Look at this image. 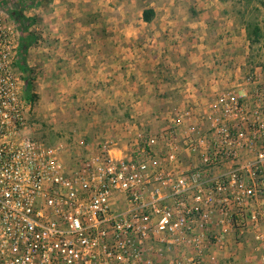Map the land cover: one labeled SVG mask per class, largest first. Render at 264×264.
<instances>
[{"label":"built area","instance_id":"2783aa9c","mask_svg":"<svg viewBox=\"0 0 264 264\" xmlns=\"http://www.w3.org/2000/svg\"><path fill=\"white\" fill-rule=\"evenodd\" d=\"M18 46L0 11V264H160L173 250L203 264L224 235L247 231L264 251L260 73H247L240 94L221 92L198 115L170 113L158 133L130 136L128 145L106 138L65 165L61 145L30 134Z\"/></svg>","mask_w":264,"mask_h":264},{"label":"crops","instance_id":"0c3cea01","mask_svg":"<svg viewBox=\"0 0 264 264\" xmlns=\"http://www.w3.org/2000/svg\"><path fill=\"white\" fill-rule=\"evenodd\" d=\"M152 5L144 7L140 11L138 15L140 18L139 24L143 22L142 11L144 9H152L154 16H157V8L155 9ZM201 9L199 18L195 19L191 25L173 21V26L177 25L180 28L189 26L195 29L196 33L204 34L206 30L204 27L205 13L208 12L209 15H214L217 12L210 8L209 11H205L203 7ZM152 23L143 22L142 24L151 26ZM48 26L53 29L51 32L55 34L54 38L56 41H52L53 45L50 47L37 45L36 49L37 54L41 55L38 56V63L41 64L43 78H59V88L70 87L69 90H71L73 95H77L79 88H82L81 83L84 78L90 77L94 79L93 77H95L96 80L102 79L107 82L105 85H101L100 90L96 91L93 97L91 94L95 90L88 92L92 97L90 98L91 100H97L96 105H94L95 111L100 110L101 113L98 116L90 112L92 119L91 122L89 119L86 121V125L83 128L84 132L78 133L80 132L78 131L72 135V140L74 141L72 146H74L70 148V152L66 153L67 156L65 157V162L68 164L72 163L74 158L88 157L96 150V144L98 145L106 138H113V133L111 134L112 124H115V122L117 123L114 125L116 128L121 125L123 129L128 130L127 139L130 136L136 137V135L143 133H158L163 129L164 122L166 123V119L169 117L168 112L171 108L175 106L183 109L191 108L195 115H198L206 110V104L218 93L233 90L235 93L240 94L242 78L250 72L246 71V65L249 60L247 55L249 42L241 31L240 34L237 32L234 37L232 36L230 40H221L220 49L214 50L216 53H212L213 55H209L211 54L210 52H202L206 46L205 41L190 42L189 47L180 44V42L179 44H167L166 47L154 43V49L149 51L142 60L150 62V64H153L154 60H156L157 64L162 63L164 65L168 61V68L171 71L170 75L167 74L165 77L158 75L154 71L156 67L149 66L142 69L138 65L141 62L139 61L140 55H127L126 47L134 45L136 38H132V41L127 39L126 33L122 30L125 25L118 32V42L109 37L98 40L101 41L100 46H110L117 43V52L113 54L111 60H106L105 57L99 59L97 55L92 54L89 50L85 52L83 50L79 51L78 47L80 45H77L78 35L68 34L69 36L65 38V34H61L63 29L60 27L59 22H54ZM73 26L77 27L75 28L76 33L78 24L73 23ZM229 27L233 26L229 25ZM139 32L138 29H135V32L131 33V35H137ZM223 41L226 42L223 43ZM90 42V40L86 41L87 44ZM161 48H165L168 54L172 52L171 56L177 57L175 59L172 57L170 62L168 57L160 58L159 51ZM155 49L157 51H154ZM28 51L30 52V50ZM174 52L176 53L173 54ZM106 56L110 57L109 52ZM226 58L232 61L230 65L233 67H228L223 63V61H228ZM99 61H101V64H98ZM255 72L259 71L255 68ZM83 82H85V85L88 84L87 81ZM87 86H90V84ZM86 105H89L88 102L84 103L83 107L86 108ZM108 110L113 113L108 112ZM114 111H119L120 114L116 116ZM152 117H154V122H156L155 125L151 124ZM189 121L193 122L194 119ZM146 122L148 124H145ZM152 125L156 126V128L153 129ZM145 126L149 127L148 131L144 129ZM120 130L121 128L117 132L121 133ZM79 151L83 152L82 156ZM259 230L264 233V224L259 227ZM223 240L225 243L222 247L211 246L205 250L206 254L203 264H209L207 257L211 255L216 257L219 261L218 263L221 264L222 256L223 258H228L227 256H229V258L234 260L236 259V257H233L234 255H237V258L240 257V259L243 258L242 255H245V261L250 262L254 257L256 258L260 251L261 253L264 252L254 241L251 231H247L242 236H237L230 232L224 235ZM180 252L173 250L160 261V264H171L170 261L173 258L182 259L186 262L185 264H202L187 262L192 257V253L189 250H181Z\"/></svg>","mask_w":264,"mask_h":264},{"label":"rangeland","instance_id":"374dc122","mask_svg":"<svg viewBox=\"0 0 264 264\" xmlns=\"http://www.w3.org/2000/svg\"><path fill=\"white\" fill-rule=\"evenodd\" d=\"M25 1L37 3V6H33L31 9L25 8L24 10L26 17L34 19V24L29 30L33 33L35 39L34 44L28 49L30 52L27 51L26 56V64L28 67L30 65L29 69L32 72V86L29 94L33 96V100L30 108V119L35 124L33 129H30V134L33 138L47 145H61L64 149L62 159L65 165L73 163L68 164L65 162V157L70 152V148L74 146H72V143H74L72 135L78 131H80L78 133L84 132L83 128L86 125V121L89 119L91 122L92 119L90 112L93 115H100V110L95 111L94 105H96L97 100L93 101L90 98L96 94V91L100 90L101 85H105L107 82L102 79L96 80L95 77H93L94 79L90 77L84 78L83 81H87V85L90 84V86L85 85V82L82 81V88H79V91L80 89L81 91H77V95H73L71 90H69L70 87L59 88V78H43L41 64L38 63V56L41 55L37 54L36 49L37 45L50 47L53 45L52 41H56L54 38L55 34L51 32L53 29L48 26L54 22L60 23V27L63 29L61 34H65V38L69 36L68 34L78 35L77 45H80L78 47L79 51L83 50L85 52L89 50L92 54L97 55L99 59L105 57L106 60H111L113 54H116L117 43L110 46H100L101 41L98 40L109 37L118 42V32L125 25L126 28L124 27L122 30L126 33L127 39L132 41V38H136L134 45L126 47L127 55H140L139 61H141V64L139 63L138 65L142 69L149 66L156 67L154 71L158 75L165 77L167 74L170 75L171 71L168 68V61L164 65L162 63L157 64L156 60H154L153 64L142 60L149 51L154 49V43L166 47L167 44H179L180 42V44L189 47L190 42L205 41L207 47L205 46L202 52H210L211 54L209 55H213L212 53H216L214 50L220 49L221 40H230L237 32L240 34L241 31L242 35L247 39L245 25L255 24L260 28L261 36L257 43L248 46L247 55L249 60L246 65V71L253 72L256 68L264 83V0H0V11L5 24L16 28L9 17V10L12 9L15 3ZM151 4H153L152 7L157 8V16H154L151 21L153 23L151 26H144L143 22L139 24L140 18L138 15L140 11ZM202 7L205 8V11H209L210 8L217 12L214 15H209L208 12L205 13L204 27L206 30L204 34L196 33V30L189 26H184L183 28L177 25L173 26V21L191 25L195 19L199 18V12L202 11ZM73 23L78 24L76 33L75 28L77 27L73 26ZM229 25L233 27H229ZM135 29L140 32L137 35H131V33L135 32ZM16 31L20 38L17 28ZM233 32L235 33L233 34ZM88 40L91 41L89 44L86 43ZM225 42L223 41V43ZM154 51L157 50L155 49ZM108 52L110 57L106 56ZM159 54L160 58L168 57V60L170 59L169 62L172 57L173 59L177 57L171 56L172 52L168 54L165 48H161ZM226 59L228 61H223V63L228 67H233L230 65L232 61L230 60V62L228 58ZM98 64H101V61ZM235 64L239 65L238 63ZM20 74L23 77L19 71ZM91 91H94L91 94L92 97L88 94ZM24 93L25 89L21 94V98ZM87 102L89 105H86V108L83 107L84 103ZM181 110L183 108L175 106L168 113ZM119 111H114L116 116L120 114ZM108 112L111 111L108 110ZM155 123L154 117H152L151 124L155 125ZM116 124V122L112 124L111 134L113 133V138L121 137L122 144L128 145L129 139L133 138V136L127 139V131L121 125L116 128L114 126ZM145 124L148 123L146 122ZM164 124L166 125L165 122ZM154 125H152L153 129L156 128ZM119 128H121V133L117 132ZM144 129L148 131L149 127L145 126ZM149 134L143 133L140 135ZM79 154L82 156L83 152ZM79 159L82 158H74V161ZM263 254L264 252L261 253L260 251L256 255L257 259L254 257L250 262L245 261V255H242V259L234 255L233 257H236L234 260L229 258V256H227L228 258H223L222 256L220 262L221 264H258Z\"/></svg>","mask_w":264,"mask_h":264},{"label":"trees","instance_id":"16d2710c","mask_svg":"<svg viewBox=\"0 0 264 264\" xmlns=\"http://www.w3.org/2000/svg\"><path fill=\"white\" fill-rule=\"evenodd\" d=\"M33 6H37V3L25 1L22 3H15L12 9L9 10V17L20 33L19 46L14 66L22 73L25 81V93L22 96L25 103H32L33 100V96L29 94L32 86V72L26 64V56L28 49L34 44L35 39L33 33L29 30L34 24V19L26 17L24 15V10L25 8L31 9ZM153 17L154 12L152 9H144L142 11L143 22L150 23ZM245 26L249 46H252L260 39V28L255 24H246Z\"/></svg>","mask_w":264,"mask_h":264}]
</instances>
